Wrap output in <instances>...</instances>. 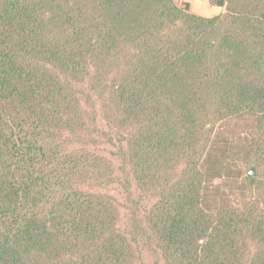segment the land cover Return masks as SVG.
Masks as SVG:
<instances>
[{
	"label": "trees",
	"instance_id": "obj_1",
	"mask_svg": "<svg viewBox=\"0 0 264 264\" xmlns=\"http://www.w3.org/2000/svg\"><path fill=\"white\" fill-rule=\"evenodd\" d=\"M208 2L0 0V264H264V0Z\"/></svg>",
	"mask_w": 264,
	"mask_h": 264
},
{
	"label": "rangeland",
	"instance_id": "obj_2",
	"mask_svg": "<svg viewBox=\"0 0 264 264\" xmlns=\"http://www.w3.org/2000/svg\"><path fill=\"white\" fill-rule=\"evenodd\" d=\"M196 1V6L197 7H201L199 5H204L202 8H204L205 6L208 7V4H206V2H203L202 0H195ZM208 1V0H207ZM209 3V2H208ZM178 4V3H177ZM183 4H185L182 0V3L181 5L178 4L179 6H182ZM216 7V6H215ZM191 12L192 10L189 9ZM216 13L214 14V11H195L197 13H194L195 15H198V16H202V17H213V16H216V15H219L221 13L224 12V9L223 8H220L218 10H215ZM101 125V123H100ZM101 128H103L105 131L107 130V128L105 126H101ZM91 151L97 155V156H100L102 158H105L109 163L112 164V167H113V172L115 171L116 173L120 172L118 169L119 167V162L118 160L113 156V153H115L116 151V148L110 146V145H105L103 143H101L100 145L98 146H95V147H92L91 148ZM105 190L104 192L107 193L108 195L112 196L113 198L116 199V201L118 203H125L124 201V194H123V189L122 187L120 186L119 183H113V184H108V186H105ZM132 189L134 190V197L137 198V195H139V192L136 190L135 186L132 185ZM126 213L127 211L126 210H120V217H119V227L120 228H124L127 221H126ZM145 264H152V260L145 256V260H144ZM158 264H161V263H158Z\"/></svg>",
	"mask_w": 264,
	"mask_h": 264
},
{
	"label": "crops",
	"instance_id": "obj_3",
	"mask_svg": "<svg viewBox=\"0 0 264 264\" xmlns=\"http://www.w3.org/2000/svg\"><path fill=\"white\" fill-rule=\"evenodd\" d=\"M176 3H178V4H180L181 5V3H182V0H174ZM203 2H206V4H208V7H204V8H202L204 5H199V6H201V7H197L196 6V1L195 0H183V2L184 3H187V4H189V6H190V9L192 10V12H194V13H197V12H195V11H207V12H209V11H214V14L216 13V11L215 10H218V9H220V8H218V7H215V6H212V5H210L209 3H208V1L207 0H202Z\"/></svg>",
	"mask_w": 264,
	"mask_h": 264
},
{
	"label": "water",
	"instance_id": "obj_4",
	"mask_svg": "<svg viewBox=\"0 0 264 264\" xmlns=\"http://www.w3.org/2000/svg\"><path fill=\"white\" fill-rule=\"evenodd\" d=\"M250 174H251V175H254V171H253V169L250 170Z\"/></svg>",
	"mask_w": 264,
	"mask_h": 264
}]
</instances>
